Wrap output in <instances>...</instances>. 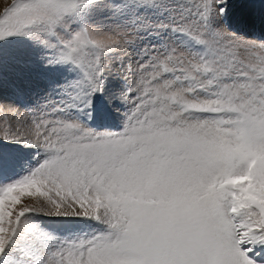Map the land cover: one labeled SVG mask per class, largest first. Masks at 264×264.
I'll list each match as a JSON object with an SVG mask.
<instances>
[{"label":"snow or ice","instance_id":"snow-or-ice-1","mask_svg":"<svg viewBox=\"0 0 264 264\" xmlns=\"http://www.w3.org/2000/svg\"><path fill=\"white\" fill-rule=\"evenodd\" d=\"M256 2L11 0L0 142L38 159L0 148V264H264Z\"/></svg>","mask_w":264,"mask_h":264},{"label":"rangeland","instance_id":"rangeland-1","mask_svg":"<svg viewBox=\"0 0 264 264\" xmlns=\"http://www.w3.org/2000/svg\"><path fill=\"white\" fill-rule=\"evenodd\" d=\"M11 0H0V13L3 9L10 5ZM253 11L254 16L257 18V31H259L260 25L259 20L264 16V3H253L249 5ZM2 8V9H1ZM231 26V22H230ZM14 46V45H13ZM125 106H120V111L117 112L112 105L107 104L103 98L97 99L94 101V110L92 118L87 120V123L97 129V130H106L112 129L116 130L120 126L121 116ZM0 148L3 149L5 153H12L19 158V165L12 170L13 175L23 174L24 170L30 166L34 165L38 159L37 153L34 149L26 148L20 144H11L8 142H0ZM35 201L29 198H25V204H34ZM47 220V218H44ZM94 227V225L92 226ZM90 230V229H86Z\"/></svg>","mask_w":264,"mask_h":264},{"label":"bare ground","instance_id":"bare-ground-1","mask_svg":"<svg viewBox=\"0 0 264 264\" xmlns=\"http://www.w3.org/2000/svg\"><path fill=\"white\" fill-rule=\"evenodd\" d=\"M2 9V8H1Z\"/></svg>","mask_w":264,"mask_h":264}]
</instances>
